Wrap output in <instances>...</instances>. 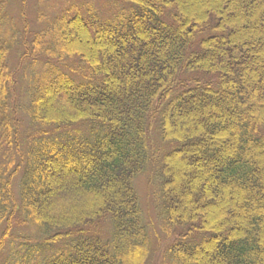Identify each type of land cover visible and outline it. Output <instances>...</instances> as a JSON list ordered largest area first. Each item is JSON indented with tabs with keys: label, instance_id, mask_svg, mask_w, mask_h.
I'll list each match as a JSON object with an SVG mask.
<instances>
[{
	"label": "trees",
	"instance_id": "trees-1",
	"mask_svg": "<svg viewBox=\"0 0 264 264\" xmlns=\"http://www.w3.org/2000/svg\"><path fill=\"white\" fill-rule=\"evenodd\" d=\"M12 6L0 0V264H152L143 174L162 264H264V0L71 2L36 30ZM27 67L24 107L12 72Z\"/></svg>",
	"mask_w": 264,
	"mask_h": 264
},
{
	"label": "rangeland",
	"instance_id": "rangeland-1",
	"mask_svg": "<svg viewBox=\"0 0 264 264\" xmlns=\"http://www.w3.org/2000/svg\"><path fill=\"white\" fill-rule=\"evenodd\" d=\"M15 6H12V14L17 16V26L19 28L22 27V23L20 22V17L18 13L20 12V8L22 6V1L24 2L23 11L30 21V28L39 29L44 28L47 25V20L55 16L60 10H62L66 5L71 2H76L77 4L88 3L92 4L95 8L101 11L102 14H109L111 12V3L113 0H11ZM40 2L38 4L37 2ZM13 52V51H12ZM17 54L14 56V53L11 55V64L16 67L17 65ZM16 76L17 85L14 89V98L19 99V102L24 107L28 104L27 99V88L28 84H30L32 75L34 73V69L31 67H27V70L19 71L13 70L12 72ZM20 75L23 79L20 78ZM25 75V76H24ZM19 76V77H18ZM19 83V84H18ZM22 118H25L22 115ZM26 125V124H25ZM30 128V127H29ZM28 128V129H29ZM135 190L139 197L140 206L144 215V219L147 223H149L154 230V238H153V249L154 254L152 256V264H162L161 256H160V248L163 249L165 245V237L161 234V226L159 220L156 217L158 212L157 210V198H156V188L152 181L150 180V176L147 174H143L136 178ZM160 248H157V247Z\"/></svg>",
	"mask_w": 264,
	"mask_h": 264
}]
</instances>
